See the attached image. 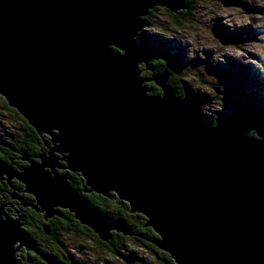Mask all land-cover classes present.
Returning a JSON list of instances; mask_svg holds the SVG:
<instances>
[{
	"label": "water",
	"instance_id": "1",
	"mask_svg": "<svg viewBox=\"0 0 264 264\" xmlns=\"http://www.w3.org/2000/svg\"><path fill=\"white\" fill-rule=\"evenodd\" d=\"M156 6L176 14L188 4L0 0V96L53 143L23 172L0 160V179L17 176L46 221L66 208L105 243L133 229L86 194L128 203L175 264H264V139L248 134L252 119L213 124L176 94L168 70L155 71L139 35ZM58 155L81 189L56 173ZM22 220L0 201V264L36 251Z\"/></svg>",
	"mask_w": 264,
	"mask_h": 264
},
{
	"label": "rangeland",
	"instance_id": "2",
	"mask_svg": "<svg viewBox=\"0 0 264 264\" xmlns=\"http://www.w3.org/2000/svg\"><path fill=\"white\" fill-rule=\"evenodd\" d=\"M186 2L188 8L173 15L161 6L151 10L149 25L142 31L146 44L163 51L170 61L180 63L174 68L178 86L193 91L189 95L203 114L243 118L251 113L253 104H261L264 111V0ZM141 66L144 75H152L145 64ZM207 97L210 99L205 101ZM10 109L0 97V131L12 136V142L22 136L20 119L16 110ZM258 125L264 132V123ZM56 227L62 252L82 264H159L154 252L133 240L126 239V249L121 250L125 256L117 257L102 248L89 232L64 229L58 223ZM26 230L35 228L31 223ZM37 237L42 244H48L45 238ZM44 248L50 251L49 247ZM27 253L25 248L19 253L24 255L25 264Z\"/></svg>",
	"mask_w": 264,
	"mask_h": 264
},
{
	"label": "flooded vegetation",
	"instance_id": "3",
	"mask_svg": "<svg viewBox=\"0 0 264 264\" xmlns=\"http://www.w3.org/2000/svg\"><path fill=\"white\" fill-rule=\"evenodd\" d=\"M158 8L155 7L154 9L158 10ZM166 10L170 11L168 9ZM151 13L152 12H150V14ZM154 58L155 56L151 57V64L154 63ZM6 107H8V105H6ZM9 108L10 107H8V109ZM10 110H12V108ZM15 114L20 119L19 129L21 130L20 134L22 137L20 139L13 138L12 142H10L9 139H11L12 136H9L8 133H2V131H0V160L7 162L13 167L14 171L23 172L30 165V162H41L42 158L48 154L50 149L49 147L50 145H53V143L49 134L45 133L41 136L28 122H25L27 120L16 112ZM23 152L27 153L26 157L23 156ZM58 156L59 159L55 162L54 166L56 173H68L71 185L74 188L81 189L84 182L83 177L68 170L66 168V162L62 159V156ZM46 169L49 168L47 167ZM0 201L6 205V209L10 214L14 215L20 212L21 215H23V226L26 223V226L28 227L32 223V226L35 228V231H31L34 237L32 235L30 236L35 240L37 249L36 251H30L27 253L28 257L26 260L28 261V264H49L48 259L56 260L60 264H65L66 260H69L66 264H79L78 262L72 260L73 257L70 256L71 254L68 253V257L65 256L61 250V245L57 242L56 236L52 233V228L54 230L58 229L56 227L57 223L64 229L68 228L77 232L76 229L70 225V222L66 220L68 213L73 214L72 212L66 208L57 207L56 211L59 212V214L54 215L51 219L46 221L44 213L37 211L33 207V205L37 202L35 196L26 191L25 184L20 181L17 176L10 179L6 173L3 174V177L0 179ZM39 224L48 225L49 233H47L43 228L44 232L42 234ZM85 231L86 230L80 229L79 233ZM42 235H44V237ZM37 236L45 238L48 244L44 245L39 242ZM45 246L49 247L50 251H46L44 248ZM23 256L21 258H25Z\"/></svg>",
	"mask_w": 264,
	"mask_h": 264
},
{
	"label": "trees",
	"instance_id": "4",
	"mask_svg": "<svg viewBox=\"0 0 264 264\" xmlns=\"http://www.w3.org/2000/svg\"><path fill=\"white\" fill-rule=\"evenodd\" d=\"M170 14L173 15V13H170ZM144 20L146 22V25L147 24L149 25L148 16ZM175 21L177 22V24H179L178 20H175ZM145 38H146L145 32L143 34H140L139 35V42L141 43V45H143L145 47H149L146 44ZM151 48H153L156 51V55L154 58L155 61H154V63L151 64V66H153L155 68V71L160 72V71L168 70L170 73H172V77L170 79L171 86L176 91V94L179 97H181L184 100V102L187 105H189L190 108L201 113L206 119H209V121L212 122L213 124H218L219 122H230L234 119L240 118L239 116L238 117H227V116L226 117H219V116L211 117L209 115L203 114L200 107L196 103H194V97L189 95V94L193 93V91L191 89H190L191 91L185 90L186 88H184L182 90V88L178 86V81L174 77V75L177 74V69H174V68H176L178 66L180 67V63H178L177 61H174V59H172V61H174V62L170 61L169 56H167L163 51H160V49H157V47H154V45L151 46ZM148 86L151 87V89H152L151 93L152 94H161L160 88H158L154 83H148ZM1 98L4 100L3 97H1ZM209 99L207 97V98H205V101L206 100L208 101ZM4 104H5V106L7 105L5 100H4ZM250 109H251V113H249V115H245V117H243L244 119H247V120H249V119L254 120V124H253L251 130L248 131V134L251 136H254L256 138L264 139V132L261 129V127L258 125V122L260 124L264 123V122H262L264 120V111L261 107V104H257V105L253 104V105H251ZM25 122H27V121H25ZM86 196H87L90 204L92 205V207L98 213H100L101 215L108 217V218L124 220L127 223V225L133 229L135 235L128 237V236H125L123 234L114 232L111 242L109 244H107V243L103 242L102 240H100L99 237L97 236V234L91 228L84 226V225H81L78 222V220H76L74 218L73 214L68 213V217L66 218V220H68L70 222V225L73 226V228H75L77 232H80V229H82V230H86L85 232L91 233L95 237L96 241L99 243V245L102 248H104L106 251H107V249H109L108 251H110L111 253H113L114 256H117V257H120V255L121 256L124 255L121 250L126 249V239H128V240L135 241V243H137V244L140 243V244L147 246L152 252H154L156 257H158L159 264H175L173 259L169 255V253L160 250L158 247H156L152 243V239L155 237V233H153V230L151 228L143 226V224L145 222L143 215L138 214V213H135V214L129 213L128 203H124L122 205H117L116 202H114L113 200H110L107 197H104V196L96 194V193L86 194ZM26 225L27 224L25 223L24 224L25 229L27 228ZM39 225H40L41 232L43 234V232H44L43 226L44 225H42V224H39ZM52 231H53L52 233H54L53 235L57 236L56 229L54 230L52 228ZM27 233L29 235L33 236L31 230L27 231ZM42 236L44 237V235H42ZM57 242H59L58 239H57ZM124 256H123V258H124ZM72 260L78 262L79 264H82L78 259L72 258Z\"/></svg>",
	"mask_w": 264,
	"mask_h": 264
},
{
	"label": "bare ground",
	"instance_id": "5",
	"mask_svg": "<svg viewBox=\"0 0 264 264\" xmlns=\"http://www.w3.org/2000/svg\"><path fill=\"white\" fill-rule=\"evenodd\" d=\"M157 8V7H156ZM188 8V7H187ZM184 10V9H183ZM145 25H146V23H145ZM154 233V232H153ZM106 264V263H105Z\"/></svg>",
	"mask_w": 264,
	"mask_h": 264
}]
</instances>
